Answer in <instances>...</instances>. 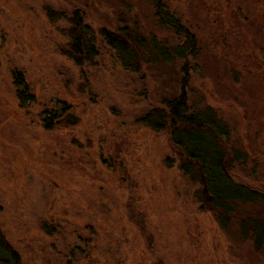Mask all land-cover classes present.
<instances>
[{
  "label": "rangeland",
  "instance_id": "obj_1",
  "mask_svg": "<svg viewBox=\"0 0 264 264\" xmlns=\"http://www.w3.org/2000/svg\"><path fill=\"white\" fill-rule=\"evenodd\" d=\"M156 3L199 28L197 58L141 62L132 72L99 38L90 63L62 55L76 9L94 29L125 20L161 44L182 41L157 22ZM199 7L186 0H0V232L21 264H264V244L256 252L239 233L244 218L264 221V201L240 206L220 227L197 200L202 186L178 169L166 132L139 121L163 97L184 91L191 107L214 108L231 146L247 154L235 177L264 189V101L217 66L219 49ZM14 70L34 96L24 108ZM62 103L79 122L44 130L42 112H59Z\"/></svg>",
  "mask_w": 264,
  "mask_h": 264
},
{
  "label": "trees",
  "instance_id": "obj_2",
  "mask_svg": "<svg viewBox=\"0 0 264 264\" xmlns=\"http://www.w3.org/2000/svg\"><path fill=\"white\" fill-rule=\"evenodd\" d=\"M200 4L206 13L208 36L219 51L215 54L218 67L230 69L233 84L252 88V93L264 101V0H186ZM154 17L183 40L172 45L161 44L155 37L146 38L141 28L127 21L116 29L92 28L76 9L65 30L67 44L61 53L77 66L90 63L99 53L98 38L111 51L123 69L138 72L141 62H168L197 58L198 35L187 20L156 3ZM260 39V41H258ZM207 61L212 62L209 58ZM12 84L19 108L34 100L26 80L19 70L12 72ZM41 126L46 131L75 126L79 118L62 103L59 112L44 110ZM139 121L153 132L165 131L169 142L179 152L178 169L192 182L202 186L205 179L208 199L201 188L196 192L199 202L206 205L219 226L225 228L238 208L264 201V189L239 181L234 172L247 159L245 152L231 146L224 121L209 105L193 108L184 91L173 97H163L159 105L148 109ZM47 229L49 226H44ZM243 239H251L252 249L264 244V221L244 218L239 221ZM0 264H21L20 255L0 232Z\"/></svg>",
  "mask_w": 264,
  "mask_h": 264
},
{
  "label": "water",
  "instance_id": "obj_3",
  "mask_svg": "<svg viewBox=\"0 0 264 264\" xmlns=\"http://www.w3.org/2000/svg\"><path fill=\"white\" fill-rule=\"evenodd\" d=\"M201 181H202L201 191L204 194L205 199H208L207 187H206L205 179H204L203 175H201Z\"/></svg>",
  "mask_w": 264,
  "mask_h": 264
}]
</instances>
